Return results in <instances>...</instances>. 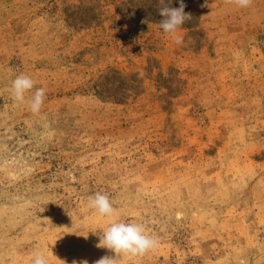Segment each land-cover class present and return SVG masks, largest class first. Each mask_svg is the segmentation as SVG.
<instances>
[{
	"label": "rangeland",
	"instance_id": "374dc122",
	"mask_svg": "<svg viewBox=\"0 0 264 264\" xmlns=\"http://www.w3.org/2000/svg\"><path fill=\"white\" fill-rule=\"evenodd\" d=\"M183 2L178 46L158 0H0V264H94L115 220L157 241L117 264H264V0Z\"/></svg>",
	"mask_w": 264,
	"mask_h": 264
},
{
	"label": "clouds",
	"instance_id": "9594fccd",
	"mask_svg": "<svg viewBox=\"0 0 264 264\" xmlns=\"http://www.w3.org/2000/svg\"><path fill=\"white\" fill-rule=\"evenodd\" d=\"M228 3L235 4L240 8L249 7L253 0H227ZM172 0H158L159 15L163 18L157 25L165 36L172 38L176 45L184 43L183 37L178 35L182 25L191 19V14L184 11L186 5L180 0L179 7H171ZM34 86L33 80L25 75L17 76L12 82V93L17 101L25 100V93ZM45 99V90L38 88L28 101L33 113H39ZM89 207L95 209L102 217H112L114 207L109 197L100 192L89 197ZM94 234H97L93 232ZM99 242L96 247L107 249L115 255H104L96 260L94 264H117V256L126 254L143 255L145 252L153 249L157 241L151 235L146 233L143 224L137 222H125L115 220L103 228L98 234ZM32 264H47L43 253L37 252L34 255ZM72 264H77L73 261ZM79 264H88V261H80Z\"/></svg>",
	"mask_w": 264,
	"mask_h": 264
}]
</instances>
